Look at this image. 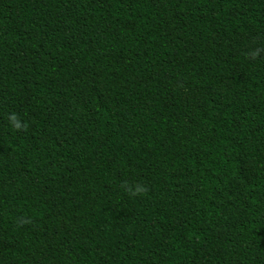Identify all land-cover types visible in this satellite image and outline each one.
I'll use <instances>...</instances> for the list:
<instances>
[{"label":"trees","instance_id":"16d2710c","mask_svg":"<svg viewBox=\"0 0 264 264\" xmlns=\"http://www.w3.org/2000/svg\"><path fill=\"white\" fill-rule=\"evenodd\" d=\"M0 264H264V0H0Z\"/></svg>","mask_w":264,"mask_h":264},{"label":"clouds","instance_id":"9594fccd","mask_svg":"<svg viewBox=\"0 0 264 264\" xmlns=\"http://www.w3.org/2000/svg\"><path fill=\"white\" fill-rule=\"evenodd\" d=\"M10 119L13 120V121H15V127L16 128H19L21 126L20 123H19V121H17L15 115L11 116Z\"/></svg>","mask_w":264,"mask_h":264}]
</instances>
